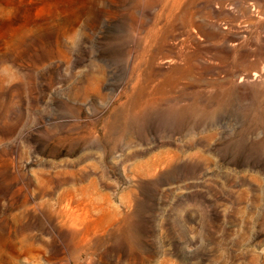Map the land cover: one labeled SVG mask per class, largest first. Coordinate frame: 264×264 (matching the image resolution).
Returning <instances> with one entry per match:
<instances>
[{"label":"rangeland","instance_id":"obj_1","mask_svg":"<svg viewBox=\"0 0 264 264\" xmlns=\"http://www.w3.org/2000/svg\"><path fill=\"white\" fill-rule=\"evenodd\" d=\"M0 264H264V0H0Z\"/></svg>","mask_w":264,"mask_h":264}]
</instances>
